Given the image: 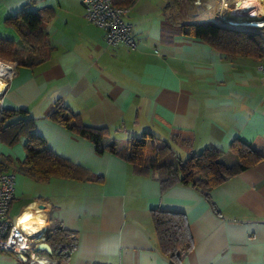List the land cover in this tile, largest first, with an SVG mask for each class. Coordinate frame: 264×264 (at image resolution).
<instances>
[{
	"label": "crops",
	"instance_id": "obj_1",
	"mask_svg": "<svg viewBox=\"0 0 264 264\" xmlns=\"http://www.w3.org/2000/svg\"><path fill=\"white\" fill-rule=\"evenodd\" d=\"M232 1L181 0L165 10L166 0H134L125 19L137 45L128 49L105 45L103 30L84 17L82 0H0L1 38L22 46L4 20L27 5L50 8L44 27L53 47L32 67L0 57L15 65V74L0 87V108L26 109L31 131L53 152L101 177L36 180L9 161L24 158L25 137L13 145L0 141V162L15 174L9 216L23 212L24 224L29 210L35 230L46 224L43 204L51 228L58 223L76 237L62 264H171L155 237L154 209L186 217L192 248L179 264H264V160L227 177L208 196L181 183L162 189L156 175H141L118 155L96 151L90 140L48 116L61 101L82 123L106 127L111 136L149 131L185 156L210 145L231 163L232 140L264 137V75L257 69L264 57L227 58L201 38L163 33L162 25L169 14L176 21L218 22L219 11L235 16L246 13L249 1L264 6V0H237V8L229 7ZM257 16L245 25L264 34V16ZM172 133L187 138L188 148L173 141ZM18 263L14 253L0 252V264Z\"/></svg>",
	"mask_w": 264,
	"mask_h": 264
},
{
	"label": "trees",
	"instance_id": "obj_2",
	"mask_svg": "<svg viewBox=\"0 0 264 264\" xmlns=\"http://www.w3.org/2000/svg\"><path fill=\"white\" fill-rule=\"evenodd\" d=\"M134 0H112L118 6H128ZM181 0H166L165 10L175 8ZM50 8L32 10L27 6L8 16L4 22L14 28L22 46L14 41L0 37V57L12 60L17 66L32 67L44 62L50 55L52 46L44 27L46 11ZM51 11V10H50ZM162 32L168 35L182 34L201 38L211 48L227 58L264 57V34L239 29L213 20L194 22L176 21L167 15ZM49 118L78 135L90 140L96 151H108L130 162L141 175H156L164 189L175 183L190 185L205 196L209 191L225 181L229 176L264 160V137L258 135L251 142L234 139L229 150L235 156L231 163L221 157L223 151L206 146L201 152H190L182 159L172 149L169 142L149 131L139 136H111L106 127H92L82 123L78 114L67 104L57 101ZM33 119L26 109L0 108V141L8 145L17 143L25 137V156L22 159H9L19 171L32 175L36 180L48 181L52 177H68L76 180L101 179L87 168L72 163L53 152L46 141L33 133ZM171 139L183 148H188V139L180 133H172ZM0 162V171H5ZM156 240L161 253L171 264H179L192 248V238L184 213L154 209L150 212ZM47 242L52 248L45 254L56 264L66 262L76 247V237L58 223L52 225V235ZM18 264H29L18 259Z\"/></svg>",
	"mask_w": 264,
	"mask_h": 264
},
{
	"label": "built area",
	"instance_id": "obj_3",
	"mask_svg": "<svg viewBox=\"0 0 264 264\" xmlns=\"http://www.w3.org/2000/svg\"><path fill=\"white\" fill-rule=\"evenodd\" d=\"M82 4L86 20L103 30L104 41L107 47L119 45H124L128 49L136 47L137 41L132 33V24L125 19L130 6L115 5L112 0H82ZM234 5L235 0L232 1V7ZM228 6L229 4L226 2L225 7ZM215 17L221 24L248 29V26L245 24H233L229 19L224 17V13L221 11ZM0 67V79L6 85V81L15 74V65L0 60ZM257 69L264 75V61L258 64ZM14 197L15 174L13 172L0 171V252H12L18 259L29 264H42L38 258L45 259L47 264H56V261L50 259L47 255H39L34 250V243L36 241L28 239L29 235L24 231L20 222L23 212L15 218L9 216V210ZM39 207L42 208L43 218L46 221V224L41 229L47 228V232L44 234L45 237L41 240H46L52 235V228L45 206L39 204Z\"/></svg>",
	"mask_w": 264,
	"mask_h": 264
},
{
	"label": "bare ground",
	"instance_id": "obj_4",
	"mask_svg": "<svg viewBox=\"0 0 264 264\" xmlns=\"http://www.w3.org/2000/svg\"><path fill=\"white\" fill-rule=\"evenodd\" d=\"M236 3H237V0H235V5H234L235 8H237ZM245 6H246V13L238 12V15H235V16H224V17L229 19L233 24H235V23L245 24V23L249 22L248 18L251 17V16L258 15L257 19H260V18H262V16H264V15H262V13H264V6L258 5V7H256V6L253 5V3L251 4L250 1L247 4H245ZM261 22H264V20H262ZM258 23H260V22H258ZM3 86H4V82L2 80H0L1 89L3 88ZM28 214L29 215H25L24 218H23L24 219L23 220L24 224H21L22 228L29 235L28 236L29 240H33V241H36V242H38V240L42 241L41 238H43L44 234H46V232H47V228L46 227L44 229H41V227L43 225H45V223H44L45 221L43 222L44 224H40L39 226H36V229L33 230L32 226H34V224L36 222L34 221L32 223V215L29 212V210H28ZM29 221H31V222L29 223ZM36 237H38V238H36ZM38 259L40 260V262L42 264H47L45 259H41V258H38Z\"/></svg>",
	"mask_w": 264,
	"mask_h": 264
},
{
	"label": "water",
	"instance_id": "obj_5",
	"mask_svg": "<svg viewBox=\"0 0 264 264\" xmlns=\"http://www.w3.org/2000/svg\"><path fill=\"white\" fill-rule=\"evenodd\" d=\"M246 30H255L257 31L256 28H252V27H248V29ZM34 250L39 252V251H42V252H45L47 254H50L52 252V248L51 246L49 245V243L47 242V240H42V241H38V242H35L34 243ZM23 259H24V256H23Z\"/></svg>",
	"mask_w": 264,
	"mask_h": 264
},
{
	"label": "rangeland",
	"instance_id": "obj_6",
	"mask_svg": "<svg viewBox=\"0 0 264 264\" xmlns=\"http://www.w3.org/2000/svg\"><path fill=\"white\" fill-rule=\"evenodd\" d=\"M29 5H30L29 7L32 6V4H29ZM27 7H28V5H27ZM229 7H232V6H229ZM232 27H233V26H232ZM235 28H236V27H235ZM168 142H169V144L171 145V147H172V149L174 150V152H175L178 156H180L182 159H184V158L186 157L185 154L183 153V151H182L181 148L175 146V145L173 144L172 141H168ZM38 254H39V253H38Z\"/></svg>",
	"mask_w": 264,
	"mask_h": 264
}]
</instances>
